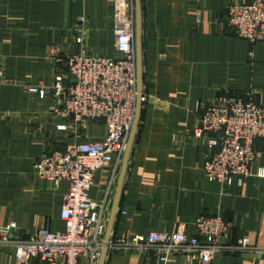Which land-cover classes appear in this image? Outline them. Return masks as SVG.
Masks as SVG:
<instances>
[{"label":"crops","instance_id":"obj_1","mask_svg":"<svg viewBox=\"0 0 264 264\" xmlns=\"http://www.w3.org/2000/svg\"><path fill=\"white\" fill-rule=\"evenodd\" d=\"M250 1L142 0L144 103L113 240L176 231L192 237L208 214L225 218L233 241L264 248V178L257 175L264 138L254 142L251 176L227 186L208 181L206 139L195 135L207 106L224 94L264 107V42L251 44L228 26L229 5ZM113 27V0H0V229L16 224L20 238L65 231L60 213L69 184L40 180L35 163L51 150L102 142L107 128L75 124L65 97L40 99L26 87L50 88L74 55L119 57ZM121 168L115 161L97 172L90 193L107 202L106 231ZM0 264H18L12 246H0ZM105 264L191 263L132 249L108 253ZM214 264H264V256L224 255Z\"/></svg>","mask_w":264,"mask_h":264},{"label":"built area","instance_id":"obj_2","mask_svg":"<svg viewBox=\"0 0 264 264\" xmlns=\"http://www.w3.org/2000/svg\"><path fill=\"white\" fill-rule=\"evenodd\" d=\"M113 6L119 57L74 55L64 59L65 71L55 76L50 88L26 87L40 99L49 94L65 97L67 114L75 124L103 122L107 133L102 142H81L65 151L51 150L36 161L40 180L69 184L60 213L65 231L44 229L20 238L15 234L16 224L2 227L0 246H12L18 264L99 263L107 226V202H95L90 193L97 172L115 161L117 167L123 162L138 96L135 1L113 0ZM227 14L232 35L251 44L264 42V0L233 3ZM77 41L81 43V39ZM195 135L206 139L204 171L208 181L227 186L237 182L242 186L251 176L257 158L254 142L264 138V107L254 97L224 94L207 106ZM257 175L264 178V168L258 169ZM107 248L108 253L137 249L156 254L164 263L173 257H182L191 264H214L224 255L251 252L264 256V248L252 246L246 238L233 241L225 218L208 214L197 220L192 237L182 231L151 232L132 242L112 239Z\"/></svg>","mask_w":264,"mask_h":264},{"label":"water","instance_id":"obj_3","mask_svg":"<svg viewBox=\"0 0 264 264\" xmlns=\"http://www.w3.org/2000/svg\"><path fill=\"white\" fill-rule=\"evenodd\" d=\"M135 1V49H136V63H137V104H136V116L133 124L132 131L127 144V149L124 154L121 173L118 181V187L116 192L115 201L111 211V215L108 222V227L104 239V248L101 252V256L98 264H105L106 257L108 255V243L112 240V232L114 224L117 218L118 209L120 205L122 189L124 185V179L129 166L134 142L138 133L140 119L143 108V96H144V76H143V10L142 0Z\"/></svg>","mask_w":264,"mask_h":264}]
</instances>
